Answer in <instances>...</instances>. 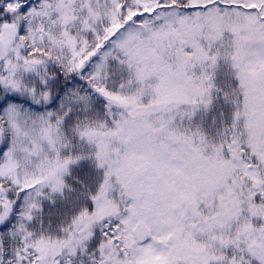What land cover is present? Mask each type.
Here are the masks:
<instances>
[{
    "label": "snow or ice",
    "instance_id": "snow-or-ice-1",
    "mask_svg": "<svg viewBox=\"0 0 264 264\" xmlns=\"http://www.w3.org/2000/svg\"><path fill=\"white\" fill-rule=\"evenodd\" d=\"M0 264H264V0H0Z\"/></svg>",
    "mask_w": 264,
    "mask_h": 264
}]
</instances>
